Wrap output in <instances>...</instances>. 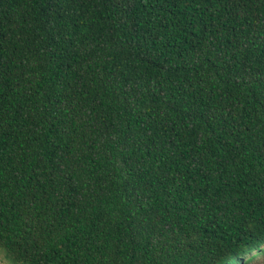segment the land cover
I'll list each match as a JSON object with an SVG mask.
<instances>
[{"label": "trees", "instance_id": "obj_1", "mask_svg": "<svg viewBox=\"0 0 264 264\" xmlns=\"http://www.w3.org/2000/svg\"><path fill=\"white\" fill-rule=\"evenodd\" d=\"M0 250L264 256V0H0Z\"/></svg>", "mask_w": 264, "mask_h": 264}, {"label": "rangeland", "instance_id": "obj_2", "mask_svg": "<svg viewBox=\"0 0 264 264\" xmlns=\"http://www.w3.org/2000/svg\"><path fill=\"white\" fill-rule=\"evenodd\" d=\"M0 264H8L4 260L1 250H0ZM251 264H264V256L258 255L257 259L255 261H253Z\"/></svg>", "mask_w": 264, "mask_h": 264}]
</instances>
